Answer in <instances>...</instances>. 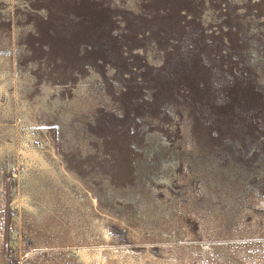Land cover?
<instances>
[{
    "label": "rangeland",
    "instance_id": "374dc122",
    "mask_svg": "<svg viewBox=\"0 0 264 264\" xmlns=\"http://www.w3.org/2000/svg\"><path fill=\"white\" fill-rule=\"evenodd\" d=\"M0 264H264V0H0Z\"/></svg>",
    "mask_w": 264,
    "mask_h": 264
},
{
    "label": "flooded vegetation",
    "instance_id": "af4514ba",
    "mask_svg": "<svg viewBox=\"0 0 264 264\" xmlns=\"http://www.w3.org/2000/svg\"><path fill=\"white\" fill-rule=\"evenodd\" d=\"M125 144H126V143H125ZM125 144H124V145H125Z\"/></svg>",
    "mask_w": 264,
    "mask_h": 264
},
{
    "label": "bare ground",
    "instance_id": "6f19581e",
    "mask_svg": "<svg viewBox=\"0 0 264 264\" xmlns=\"http://www.w3.org/2000/svg\"><path fill=\"white\" fill-rule=\"evenodd\" d=\"M195 84V83H194Z\"/></svg>",
    "mask_w": 264,
    "mask_h": 264
}]
</instances>
